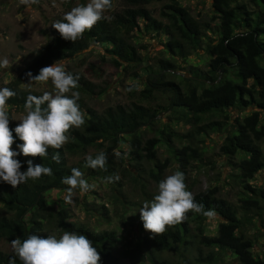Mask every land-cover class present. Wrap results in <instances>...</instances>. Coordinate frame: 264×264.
<instances>
[{
	"label": "trees",
	"instance_id": "16d2710c",
	"mask_svg": "<svg viewBox=\"0 0 264 264\" xmlns=\"http://www.w3.org/2000/svg\"><path fill=\"white\" fill-rule=\"evenodd\" d=\"M153 1L122 0L120 9L114 10L110 16L104 13L105 18L90 31H86L76 42L63 39L54 28L53 35L37 50L30 63L13 80L0 86L15 92V95L8 99L7 105L25 110L29 95H43L39 91L22 86L30 80L27 73L31 72L35 76L43 67L59 60L73 58L92 41L108 44L106 50L115 64L122 66L123 62H128L140 65L143 58L131 38V32L140 26L141 20L147 29L168 36L164 44L171 57L164 56L159 59L157 67L146 68L148 80L131 105L117 104L98 112L80 97L79 107L86 110L88 118L82 127L70 130L68 143L59 150L50 148L45 158L25 157L23 154L16 157L22 164L21 171L27 170V162L31 160L34 165L44 164L50 167L53 175H44L35 181L29 180L16 188L0 181V203L11 213L10 216L0 215V238L10 242L17 237L26 239L29 234H55L59 238L64 231H75L87 235L93 241L100 252L101 264H121L113 247L117 239L115 230L94 231L84 224L71 221L70 212L66 208L57 212L49 210L46 192L67 186L61 181L71 174V169L81 170L86 165V162L79 166L69 164V156L75 154V149L81 146L85 149L102 147L106 142L109 144L103 151L107 155L106 168L90 169L92 175L102 177L106 183H109L106 177L119 174V168H124L127 156L139 165L147 160L152 162L150 174L159 180L169 160L161 162L157 156L156 149L161 139L145 138L143 133L154 124L160 114L157 107L161 106L154 104L157 92L170 93L166 109H172L182 115L187 124L198 127V134L209 133L208 127L214 124L221 129L222 124L218 121L205 122L207 115L221 113L236 106L246 108L255 105L264 109V65L260 61L264 57V0H213L215 16L219 20L216 30L218 37H215L217 41L214 45L210 43L208 47L211 57L208 70L202 72L195 69L190 72V76L177 72L176 60L185 58L197 50L208 37L212 25L194 17L179 0H172L163 7L161 14L167 19V22H164L156 18L148 7ZM62 18L63 15L58 20ZM73 74L79 78L76 89L90 96L103 93L102 88L97 91L98 86L83 74ZM8 115L9 127L15 137L13 150L19 151L17 145L23 143L15 134V127L19 123L13 120L10 112ZM260 124V111L255 110L248 114L236 123L234 132L227 134L220 150L231 157V166L250 193L249 198L242 199V211L257 210L264 228V184L257 186L249 182L258 172L264 170V152L258 144V141L264 138V127ZM162 132L172 141L171 132ZM187 134L189 137L196 136L193 131ZM124 136H128L130 145L127 152L121 149L119 151L120 141ZM57 151L60 163L52 159ZM116 152L120 153L119 157L115 155ZM174 154L181 168L186 169L193 160L200 157L201 151L199 146L187 144L175 148ZM111 184L120 185L121 179ZM218 191V187H212L193 195L195 201L202 204L205 210L212 209L222 216L223 220L216 235L204 232L203 225L207 217L197 212H188L182 222L169 226L163 233L156 235L146 231L141 222L140 230L143 235L140 245L151 255L153 263L165 264L156 257L155 249H169L174 244L191 246L197 239L198 261L212 262L218 258V251H230L236 255L240 264H264V257L256 256L252 251L254 243L243 230L244 221L240 210L220 196ZM44 219H47V223ZM48 225L54 226V233L49 230ZM193 228L196 230L194 233ZM203 247L209 249L207 255L204 254ZM13 259L15 264H21L14 252L0 250V264H10Z\"/></svg>",
	"mask_w": 264,
	"mask_h": 264
},
{
	"label": "rangeland",
	"instance_id": "374dc122",
	"mask_svg": "<svg viewBox=\"0 0 264 264\" xmlns=\"http://www.w3.org/2000/svg\"><path fill=\"white\" fill-rule=\"evenodd\" d=\"M87 2L88 0H39L37 4L28 6L21 3V0H0V60L6 58L9 61L6 69L0 68V86L13 80L30 63L37 50L53 35L54 27L52 25L61 15L73 7L87 4ZM170 2L172 0H154L148 7L156 18L167 22V19L162 16L161 10ZM179 2L189 9L194 17L210 22L212 25V29L208 31V37L202 41L197 50L185 58L176 60L178 63L177 72L190 76V72L195 69L202 72L208 70L211 60L208 47L210 43L214 45L217 41L215 37H218L216 30L219 20L215 16L213 0H179ZM122 3V0H112L111 10H107L105 14L110 16L114 10L120 9ZM131 36L143 58V63L140 65L128 62H123L122 66L115 64L112 56L106 50L108 44H100L95 41H92L85 50L75 57L62 60L67 71L81 73L98 86L97 91L103 89L102 94L92 96L80 89L73 90L78 91L86 104L98 112H103L108 107L117 104L131 105L136 100L137 93L144 89L148 80L149 74L146 68L157 67L159 59L164 56L171 57L164 44L168 36L147 29L143 20L140 21V26L131 32ZM260 61L264 65V57ZM170 77L178 80L176 77ZM250 82L253 81L250 80ZM22 86L41 93H55L50 80L46 83H30L29 80ZM169 101V92L156 93L154 104L161 106L157 107L160 114L154 124L143 131L145 138L159 137L161 139L156 149L157 156L161 162L169 160L159 180L150 174L153 168L152 162L147 160L139 165L128 156L124 168H119L120 185L104 182L102 177L91 174V168L84 166L81 168L84 178L94 187L84 194H81L78 189L75 190L71 202H67V186L47 191L45 196L49 210L57 212L66 208L70 212L71 221L84 224L94 231L115 230L117 239L113 247L121 264H155L151 260V255L140 245L143 232L140 230L142 221L139 210L145 201L152 200L157 194L158 184L161 180L175 171H181L185 175L187 189L193 195L208 188L218 187V194L238 207L244 221L243 230L254 243L252 251L256 256L263 258L264 228L262 218L257 214V210L242 211L240 207L242 199L249 198L250 193L237 177V171L231 166V157L223 154L220 146L227 134L235 131L236 123L255 110L260 111V125L264 127V109L255 105L246 108L236 106L221 113L207 115L205 122L218 121L222 124L221 129H218L219 126L214 124L208 127L209 133L198 134V127L187 124L183 116L173 112L172 109H166ZM6 110L18 123L26 114L24 109L16 106L7 105ZM80 110L84 113L86 121L88 113L85 109ZM163 130L172 133V141L168 140L165 133L162 132ZM190 131H193L196 136L189 137L187 133ZM187 144L199 146L201 155L198 159L193 160L188 168L183 169L176 159L174 149ZM258 144L264 152V138L258 141ZM108 145L106 142L102 147L87 149L83 146L78 147L75 149V154L69 156V164L83 165L87 155L94 157L97 153L103 152ZM119 147V151L120 149L129 151L128 136L121 138ZM249 182L257 186L264 184V170L258 172ZM0 215H11L2 203H0ZM222 220V216L218 213L214 218L207 217L203 225L204 232L208 235H216ZM44 222L47 223V219H44ZM192 225L195 227L194 223ZM48 228L54 233V226L48 225ZM194 232L196 230L193 228L192 233ZM197 247L196 239L194 245L174 244L169 249H155L154 254L165 264H240L236 255L230 251H218V258L212 262L198 261ZM203 249L204 254L207 255L209 249L204 247ZM0 250L14 252L11 242L5 238H0Z\"/></svg>",
	"mask_w": 264,
	"mask_h": 264
},
{
	"label": "clouds",
	"instance_id": "9594fccd",
	"mask_svg": "<svg viewBox=\"0 0 264 264\" xmlns=\"http://www.w3.org/2000/svg\"><path fill=\"white\" fill-rule=\"evenodd\" d=\"M39 0H21V3L31 6ZM112 7V0H88L87 4L73 7L63 15L61 20L53 23L61 37L76 42L90 31L104 13ZM9 61L0 60V68H7ZM30 83H46L49 80L54 86L55 93L44 92L43 95H29L25 102L26 114L15 127L16 137L23 143L18 144L19 151L13 150L15 137L9 127L10 119L7 101L15 95L11 89L0 88V181L16 188L29 180H38L42 176L53 175L50 167L44 164H33L29 160L26 171H21L22 164L16 159L23 154L25 157H41L48 155V150L61 149L69 141L68 133L72 128L84 125V113L80 110L78 101L80 94L73 91L78 86V76L67 71L62 60L53 65L43 67L38 75L27 73ZM46 105V106H45ZM115 155L119 157L120 153ZM56 163H60L57 151L52 156ZM107 155L104 152L86 156V167L105 169ZM107 182L120 179L118 174L105 178ZM67 185V202H71L75 190L81 194L87 193L93 185L84 178L79 168H72L71 174L62 181ZM202 213L208 218H214L216 213L212 209L205 210L204 206L195 201L193 194L187 189L185 175L175 171L167 175L158 184L157 194L150 201H145L140 208V219L143 227L153 235L163 233L167 227L186 219L188 212ZM15 256L21 264H101V255L87 235L64 231L59 238L55 234H29L26 239L17 237L11 241ZM15 264V259L10 261Z\"/></svg>",
	"mask_w": 264,
	"mask_h": 264
}]
</instances>
